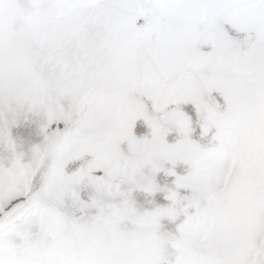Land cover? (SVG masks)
Wrapping results in <instances>:
<instances>
[{
	"label": "snow or ice",
	"instance_id": "1",
	"mask_svg": "<svg viewBox=\"0 0 264 264\" xmlns=\"http://www.w3.org/2000/svg\"><path fill=\"white\" fill-rule=\"evenodd\" d=\"M0 264H264V0H0Z\"/></svg>",
	"mask_w": 264,
	"mask_h": 264
},
{
	"label": "rangeland",
	"instance_id": "2",
	"mask_svg": "<svg viewBox=\"0 0 264 264\" xmlns=\"http://www.w3.org/2000/svg\"><path fill=\"white\" fill-rule=\"evenodd\" d=\"M13 136L18 137L23 142L24 150L27 151L30 143H38L40 137L36 134L35 126H24L21 128L13 129Z\"/></svg>",
	"mask_w": 264,
	"mask_h": 264
}]
</instances>
